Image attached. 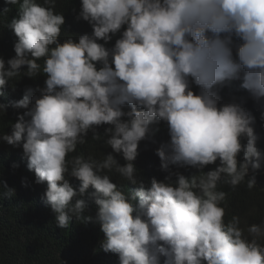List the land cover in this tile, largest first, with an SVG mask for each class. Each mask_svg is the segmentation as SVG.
Returning <instances> with one entry per match:
<instances>
[{
    "label": "clouds",
    "instance_id": "9594fccd",
    "mask_svg": "<svg viewBox=\"0 0 264 264\" xmlns=\"http://www.w3.org/2000/svg\"><path fill=\"white\" fill-rule=\"evenodd\" d=\"M5 3L18 6L6 24L17 42L13 58H0V96L22 77L46 80L35 90L39 96L27 88L11 102L26 111L0 140L22 146L35 183L47 184L44 199L56 225L66 229L73 218L99 224L103 251L118 255L120 264H160L161 257L164 264H264V223L242 228L239 216L225 222L227 193L218 190L221 182L254 189L249 169L264 162L254 116L239 103L221 104L218 91L242 79L254 100L264 99V0H81L76 19L92 33L78 42L71 36L61 42L65 16L55 12L56 0ZM117 34L114 47H105ZM7 107L0 104V113ZM161 121L170 141L156 155L169 175L146 187L134 162ZM90 132L126 163L111 153L69 159ZM172 166L199 175L188 178ZM113 172L135 190H120ZM68 176L80 181L78 189ZM4 188L5 198L15 195ZM85 197L98 206L95 218L85 215Z\"/></svg>",
    "mask_w": 264,
    "mask_h": 264
},
{
    "label": "trees",
    "instance_id": "16d2710c",
    "mask_svg": "<svg viewBox=\"0 0 264 264\" xmlns=\"http://www.w3.org/2000/svg\"><path fill=\"white\" fill-rule=\"evenodd\" d=\"M43 4V0H37ZM56 13L65 16V24L62 26L60 40L63 42L71 36L78 42L81 35L92 33L91 26L83 20H77L81 10V0H56ZM5 8L10 11L5 15H0V58L6 62L15 56L14 45L17 37L14 32L6 27L13 18L18 15V6L7 5L5 0H0V13ZM125 29L121 30L122 31ZM121 34L113 36V39L105 45L112 48ZM104 43L103 41H99ZM240 41L234 39V44L239 45ZM235 55V48H234ZM42 63V61H41ZM99 67V66H98ZM27 69H22L26 71ZM46 77L41 75L36 79L22 77L19 81L9 82L4 89V95L0 96V104L8 105L6 113H0V136L11 134V126L18 121V117L26 110L11 107V102L19 101L25 95L27 88H32L34 94L39 96L36 89L45 87ZM242 79L225 82L219 88L221 104L236 102L250 112L255 118V133L258 136L257 148L264 153V99L260 102L254 100L251 95L241 87ZM14 85V88H13ZM195 94H199V88L192 85ZM125 111L130 108L125 107ZM126 119V118H125ZM108 125L98 128L101 136L104 135ZM160 131L153 140L142 141L139 145V155L135 166L138 170V179L142 180L146 187L150 186L153 178L164 181L169 175L161 170L160 158L156 155L161 144L170 141L166 122L161 121ZM90 132L85 145H78L76 153L69 154V159L73 155L83 154L102 159L109 153L116 156L118 162L123 166L124 161L121 155H116L110 147L104 145L103 140L94 141ZM246 143L245 141H242ZM243 162V153L238 157ZM18 167L14 168L13 165ZM28 161L23 155L21 147H13L3 140H0V264H120L118 255L106 253L102 248V241L105 239L101 226L95 222L84 223L75 218L66 229H61L56 225L55 214L44 199L47 184H36L35 174L28 170ZM219 166V161L215 165L207 166L204 171L214 170ZM172 172H179L188 178L199 175V170L191 167L176 168L172 166ZM111 179L118 188L125 194L134 191V185L123 180L118 174L109 173ZM255 175L257 186L249 190L246 182L238 186L235 190L231 186L221 182L218 185L219 191L227 193V205L225 222L231 220L233 216L241 218V227L246 228L252 224L264 223V162L261 168L255 172L249 169V176ZM74 188L79 187L80 181L68 176L66 177ZM247 179V178H246ZM175 180V177H173ZM15 190V195L5 198L4 185ZM90 191H92L90 189ZM88 203V211L85 215L95 218L98 206L91 199L85 197ZM221 207H225L224 204ZM246 222V223H245ZM245 235H248L245 232ZM249 239L251 237L249 236ZM264 244V239L260 240ZM160 264H164L161 257Z\"/></svg>",
    "mask_w": 264,
    "mask_h": 264
}]
</instances>
